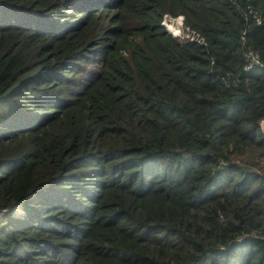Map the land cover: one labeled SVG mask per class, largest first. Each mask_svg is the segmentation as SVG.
I'll use <instances>...</instances> for the list:
<instances>
[{
  "label": "trees",
  "instance_id": "1",
  "mask_svg": "<svg viewBox=\"0 0 264 264\" xmlns=\"http://www.w3.org/2000/svg\"><path fill=\"white\" fill-rule=\"evenodd\" d=\"M262 120L264 0H0V264H264Z\"/></svg>",
  "mask_w": 264,
  "mask_h": 264
},
{
  "label": "rangeland",
  "instance_id": "2",
  "mask_svg": "<svg viewBox=\"0 0 264 264\" xmlns=\"http://www.w3.org/2000/svg\"><path fill=\"white\" fill-rule=\"evenodd\" d=\"M176 20H177V18L166 16L163 19V23H164V25H166V27H168V26L171 27L170 28L171 31L176 30V34H177V32L179 33L178 34L179 38L189 37L190 33L187 30H185L183 28V26L181 27L180 25H178V22H177L178 20L177 21ZM262 121H264V120H262ZM261 122H260V127H261ZM16 210H17L16 212H19V213L15 214V215H17V216L22 215L23 212H21L20 208H18Z\"/></svg>",
  "mask_w": 264,
  "mask_h": 264
},
{
  "label": "clouds",
  "instance_id": "3",
  "mask_svg": "<svg viewBox=\"0 0 264 264\" xmlns=\"http://www.w3.org/2000/svg\"><path fill=\"white\" fill-rule=\"evenodd\" d=\"M173 18H177V22H178V25H180L181 27L183 26V24H182V20L184 19V17H182L181 15H178V16H176V17H173ZM162 25L165 27V29L170 33V34H172L173 36H175V37H177L179 40H185V39H193V37H194V35L193 34H191L188 30H187V28H185L184 26H183V28L185 29V30H187L189 33H190V35H189V37H182V38H179L178 37V34L179 33H177L176 34V32H174V31H170L169 29H168V27H166V25H164V23H163V20H162ZM192 36V37H191ZM191 37V38H190ZM197 39H199V38H197V37H195V40L196 41H198ZM261 128H262V130H264V121H262L261 122Z\"/></svg>",
  "mask_w": 264,
  "mask_h": 264
},
{
  "label": "built area",
  "instance_id": "4",
  "mask_svg": "<svg viewBox=\"0 0 264 264\" xmlns=\"http://www.w3.org/2000/svg\"><path fill=\"white\" fill-rule=\"evenodd\" d=\"M191 37H192V36H191ZM191 37H190V38H191ZM200 39H201V38H200ZM200 39H197V40L199 41ZM255 60H256L255 56H254L252 53H250V54H249V60H248V62H247V64H246V66H250Z\"/></svg>",
  "mask_w": 264,
  "mask_h": 264
},
{
  "label": "bare ground",
  "instance_id": "5",
  "mask_svg": "<svg viewBox=\"0 0 264 264\" xmlns=\"http://www.w3.org/2000/svg\"><path fill=\"white\" fill-rule=\"evenodd\" d=\"M168 29L170 30V27H168ZM171 31V30H170ZM174 32H176V30H173ZM178 33V32H177ZM18 209V208H17Z\"/></svg>",
  "mask_w": 264,
  "mask_h": 264
}]
</instances>
